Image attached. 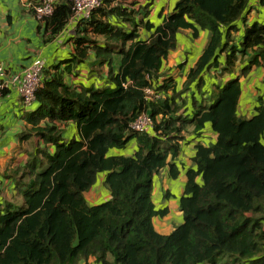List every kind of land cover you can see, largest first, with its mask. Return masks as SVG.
<instances>
[{"label": "trees", "instance_id": "16d2710c", "mask_svg": "<svg viewBox=\"0 0 264 264\" xmlns=\"http://www.w3.org/2000/svg\"><path fill=\"white\" fill-rule=\"evenodd\" d=\"M126 1L102 0L79 21L76 52L44 69L25 138L40 137L52 152L37 148L9 176L15 196L0 204V264H264V108L242 119L238 78L205 82L220 65V75L231 72L247 52L258 54L243 75L260 65L258 56L264 60V19L234 38L253 2L264 0H176L152 21L145 9L133 18ZM70 17L64 0L43 22L56 33ZM186 30L193 39L206 33V43L177 90L162 67ZM83 71L85 80H65ZM190 90L189 102L183 94ZM142 113L152 128L133 132ZM57 123H70L77 135L64 138ZM206 124L216 141L196 147V170L187 171L178 204L182 223L160 235L152 219L167 209H155L152 178L165 167L175 177L168 159L179 154L182 133ZM133 143L132 155L120 153ZM103 175L110 198L89 205L84 193Z\"/></svg>", "mask_w": 264, "mask_h": 264}, {"label": "crops", "instance_id": "0c3cea01", "mask_svg": "<svg viewBox=\"0 0 264 264\" xmlns=\"http://www.w3.org/2000/svg\"><path fill=\"white\" fill-rule=\"evenodd\" d=\"M40 0H0V66L8 74V78L20 74L35 59L42 60L44 67L51 64H61L68 60L76 52V46L80 45L81 34L78 32L80 18L69 19L64 27L58 32L52 31V26H47L39 21L33 13L32 6ZM176 0H154L153 3L147 0H128L124 4H132V8L138 13L133 18L141 17V9L150 11L149 18L157 19V14L168 15ZM115 4V3H114ZM151 4V5H150ZM150 5V6H149ZM252 10L246 14L245 20L237 23L235 41L239 42L245 26L253 21H262L264 6L253 2ZM159 18V17H158ZM80 21V22H79ZM97 46L102 45V40L91 37ZM177 47L164 61L162 71L167 73L165 78H170V84H174L177 90H181L190 69L194 67L200 52L206 43V33L201 32L197 39L192 38V31L186 30L178 35ZM256 51L247 52L246 55L236 60L231 72L220 75V65L217 71H211L205 78L211 81L227 82L231 78H238L240 83V96L237 104V116L242 119H250L255 115L256 108H264V60L257 57L259 66L252 65L248 73V62L255 58ZM95 62V59L93 60ZM221 64H224V54L221 57ZM184 63L180 68L179 65ZM165 73V74H166ZM86 72L78 76H66L68 82L77 78L85 80ZM216 78V80L214 79ZM205 85V86H206ZM172 88V85H170ZM171 94V90L167 91ZM193 90L183 94V98L190 102ZM187 102L188 105L191 103ZM36 105L32 110L23 106L19 95L14 88L0 93V204L11 203L15 191L9 178L15 169H22L27 163L29 155L37 148L46 149L52 152V148L44 145L40 137L30 136L31 125L24 119L27 114L35 113ZM63 130L64 138L77 135L76 128L68 124L57 123ZM182 140L179 142L180 151L177 157H169L168 161L174 165L176 176L172 177L170 168L165 167L152 178V202L157 211L167 209L166 215L156 216L152 219L155 231L163 236L169 235L178 225L182 223V213L179 211V199L183 195L184 186L187 181L186 173L189 170H196L193 158L196 154V147H211L216 141L217 135L212 131L209 124L202 130L195 133L192 126H189L182 133ZM264 143V138L262 140ZM135 144L128 145L120 153L132 155ZM119 152L115 150L111 155ZM104 175L100 176L93 187L86 193L84 198L89 205H98L110 198L109 191L104 185ZM103 201V202H102ZM1 207V208H2ZM89 264L94 263V258L88 259Z\"/></svg>", "mask_w": 264, "mask_h": 264}, {"label": "built area", "instance_id": "2783aa9c", "mask_svg": "<svg viewBox=\"0 0 264 264\" xmlns=\"http://www.w3.org/2000/svg\"><path fill=\"white\" fill-rule=\"evenodd\" d=\"M64 0H40L39 3L32 6L36 18L43 22L46 18L52 16L56 4ZM71 7L72 20H87L91 14L100 7L102 0H66ZM44 64L42 60L35 59L20 74L8 78V74L0 66V93L14 88L19 95L23 106L28 107L34 103L36 93L42 86ZM151 90L147 89L146 93L152 95ZM157 97V96H156ZM129 128L136 133H146L152 128V120L146 113L138 115L129 125Z\"/></svg>", "mask_w": 264, "mask_h": 264}, {"label": "rangeland", "instance_id": "374dc122", "mask_svg": "<svg viewBox=\"0 0 264 264\" xmlns=\"http://www.w3.org/2000/svg\"><path fill=\"white\" fill-rule=\"evenodd\" d=\"M262 18L264 19V14H263V17H262ZM177 39H178V36H177ZM33 106H34V103H32L31 105L28 106V108L30 109V111L32 110ZM263 144H264V143H263ZM102 202H103V201H102Z\"/></svg>", "mask_w": 264, "mask_h": 264}]
</instances>
